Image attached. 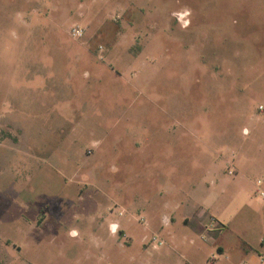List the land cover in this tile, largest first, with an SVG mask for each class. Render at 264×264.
<instances>
[{"label": "rangeland", "instance_id": "obj_1", "mask_svg": "<svg viewBox=\"0 0 264 264\" xmlns=\"http://www.w3.org/2000/svg\"><path fill=\"white\" fill-rule=\"evenodd\" d=\"M263 119L264 0H0V264H183L163 216Z\"/></svg>", "mask_w": 264, "mask_h": 264}, {"label": "crops", "instance_id": "obj_2", "mask_svg": "<svg viewBox=\"0 0 264 264\" xmlns=\"http://www.w3.org/2000/svg\"><path fill=\"white\" fill-rule=\"evenodd\" d=\"M187 21L190 23L191 19L183 13L182 26ZM245 131L246 135L236 154L231 152L227 157L220 154L216 159L223 158L230 179L224 174L218 175L220 164L213 160L207 166L202 185L194 187L199 194L203 190L208 198L195 206L189 202L187 205L185 200L175 205V210L183 209L182 213L163 216L165 227L170 229L183 225L185 230L191 227L198 237L189 238L182 234L184 242H189L191 246L180 255L183 264H264V207L254 210V205L250 203L252 200L234 208L232 206V211L230 206H217L219 198L228 193V187H242L257 172L264 173V131L248 126ZM256 186L264 197V183L258 180ZM175 189L171 187L169 190ZM237 217L240 218L238 222L234 220ZM211 219H214L213 223ZM170 235L172 233L169 232Z\"/></svg>", "mask_w": 264, "mask_h": 264}, {"label": "built area", "instance_id": "obj_3", "mask_svg": "<svg viewBox=\"0 0 264 264\" xmlns=\"http://www.w3.org/2000/svg\"><path fill=\"white\" fill-rule=\"evenodd\" d=\"M83 32H84L83 29H81L80 27H75L73 29V31H72L73 35H75V36H82L83 35ZM230 173H232V172L230 171ZM155 239H156V237H155Z\"/></svg>", "mask_w": 264, "mask_h": 264}, {"label": "clouds", "instance_id": "obj_4", "mask_svg": "<svg viewBox=\"0 0 264 264\" xmlns=\"http://www.w3.org/2000/svg\"><path fill=\"white\" fill-rule=\"evenodd\" d=\"M115 228H116V226H115V225H113V230H115ZM72 234H73V235H75V232H73Z\"/></svg>", "mask_w": 264, "mask_h": 264}]
</instances>
